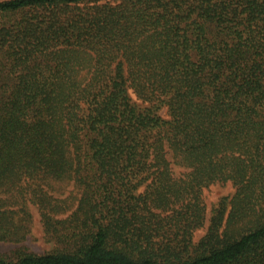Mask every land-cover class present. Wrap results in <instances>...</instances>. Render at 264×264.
<instances>
[{"label":"trees","instance_id":"16d2710c","mask_svg":"<svg viewBox=\"0 0 264 264\" xmlns=\"http://www.w3.org/2000/svg\"><path fill=\"white\" fill-rule=\"evenodd\" d=\"M33 208L53 250L27 245ZM0 243V264H264V0H0Z\"/></svg>","mask_w":264,"mask_h":264},{"label":"rangeland","instance_id":"374dc122","mask_svg":"<svg viewBox=\"0 0 264 264\" xmlns=\"http://www.w3.org/2000/svg\"><path fill=\"white\" fill-rule=\"evenodd\" d=\"M186 173V168L176 167L174 168V175L177 177L184 176ZM50 191L61 199L66 200L67 207L73 209L77 203L76 196H79L78 188L74 186L73 181H56L52 180L49 182ZM235 192V187L232 182H217L207 187L203 192V199L207 205V218H209L211 209L215 207L222 197L232 196ZM35 219L31 230V233L27 239V245L32 251L36 253H43L53 250L55 248V243L49 242L45 237L44 228L41 223V215L37 208H33ZM208 222L204 227L198 229L195 232V240H199L207 231ZM14 247L11 243H0V252L9 251Z\"/></svg>","mask_w":264,"mask_h":264}]
</instances>
